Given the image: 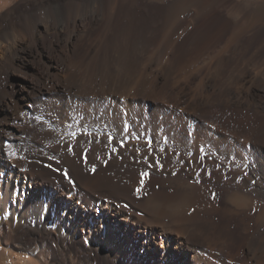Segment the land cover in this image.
I'll return each mask as SVG.
<instances>
[{
  "label": "bare ground",
  "instance_id": "1",
  "mask_svg": "<svg viewBox=\"0 0 264 264\" xmlns=\"http://www.w3.org/2000/svg\"><path fill=\"white\" fill-rule=\"evenodd\" d=\"M28 1L32 7H20L15 0L7 6L0 0V75H4L0 77V264H48L47 258L56 264L63 240L94 251L105 264H236L202 248L205 243L221 245L204 239L209 234L194 222L198 215L188 219L182 212L202 200L194 183L198 177L206 180L208 166H221L220 153L241 155L237 137L227 140L203 125L205 113L222 101L240 112L250 107L230 103L225 95L228 83L225 90L220 54L206 57L207 46L194 51V41L188 43L186 38L179 43L172 38L183 23L176 14L207 5L172 0L164 6L157 49L147 58L148 33L132 31L135 19L127 22L126 35L115 30L125 0L21 3ZM245 1L209 2L232 12L229 41L248 32L264 15V0ZM95 30L108 36L103 48L102 41L90 36ZM45 50L47 61L42 59ZM43 84H47L44 92ZM41 94L46 98L41 100ZM25 114L31 115L29 121L23 119ZM17 119L11 130L9 123ZM191 122L199 127L197 135L188 132ZM250 126L253 133L248 139L253 137L261 175L255 191H261V197L249 181L242 185L234 181L240 176L235 163H229L235 170L230 171V179L223 181L219 172L216 183L244 211L259 206L256 221L264 224V146L260 144L264 124ZM13 133V142L4 143ZM148 139L150 148L144 142ZM204 156L212 161H201ZM144 171L159 180L167 178L160 182L171 184L173 194H150L137 205L131 188L144 179ZM172 172H176L173 177ZM150 200L156 208L149 207ZM253 245L247 241L249 252L239 264H262L264 250ZM95 260L92 255V263Z\"/></svg>",
  "mask_w": 264,
  "mask_h": 264
},
{
  "label": "rangeland",
  "instance_id": "2",
  "mask_svg": "<svg viewBox=\"0 0 264 264\" xmlns=\"http://www.w3.org/2000/svg\"><path fill=\"white\" fill-rule=\"evenodd\" d=\"M15 1H16V4L19 3L20 7L22 6L26 8L27 6L28 7L33 6L32 1L23 2V3H21L23 0H18V1L15 0ZM171 1L172 0H125L123 1L124 3H122V5L120 6L121 16L120 18L119 17L117 18V22H118L117 25L119 27H117L115 30L120 31V32H122L123 30L126 35L125 28L127 26V22H130L132 19H135V21L133 20L135 24L132 25L133 26L132 31L135 30L134 28L136 29L139 28L143 30L145 29L143 33L145 32L148 33V35H146L148 36L147 37L148 47L146 48L147 50L145 51V54H146V57H147V54H150V55L152 54L151 56H154L156 49H157V46L155 45L158 43L160 39L159 33H161L160 31L161 29L160 21L162 17L161 13H163L164 8L167 7L171 3ZM201 1L199 0L200 5L203 3L202 5L205 4L207 6L201 9L199 8L197 10L195 8V9H192L182 14H176L178 16V20H180V22L183 21V23L182 22L180 23L182 27L180 25L178 26L176 35L174 33L172 38H176L178 41H180L179 43H181L186 38H187L186 42L194 41L192 42L194 51H197V48L201 49L202 46H203L202 49L206 48L207 46L208 47L207 51L205 50L204 52L206 54H204L203 56L206 55L207 57L208 55V57L212 58V56L214 55L216 56L220 54L223 57L221 62H222V71L224 72V78H223L224 87L228 83L227 85L228 90L224 92L225 95L227 96L228 100L231 101L230 103L239 102L242 106L250 105V107H247L248 108L247 111L240 112V111H236L234 107H232L228 103V101L226 102L222 101L215 106L213 105L209 107L210 108L209 112L205 113L206 119L204 120L202 119V122H204L203 125L209 128L210 131L219 132L227 140L232 141L238 138L237 141L242 146L240 149L241 155L236 154V153L235 154L233 153L231 155L220 153L219 157L222 161V164L220 166L221 168L218 166V169H217L216 167L211 166V165L209 168L208 166L206 180H204L202 177H198L197 180L195 181L197 183H194V186L200 189V193L202 194L204 199L202 198V200L199 201L197 205L189 206L187 209L184 208L185 210L182 212L183 213L185 212L184 215L188 219H195L196 215H198L199 220L195 219L194 222L198 223L199 226L205 227L207 229L206 232L208 231L207 235L209 234L208 236H204V239H207L209 241L213 240L211 242L219 243V245H221L218 247H211L209 245L210 243H207L208 246H206L207 244L205 243L203 244V246L205 247H202V245L200 244L202 248L204 249L208 248V251L211 250L212 253L219 255L220 259L225 261V263L233 262V263L239 264L243 260V254H248L249 252L248 251L249 249L247 247V241L250 244H254L253 246H256V245H259V247L262 246L264 250V238H263L264 237V224L257 222L256 216H255L259 212L260 207L258 206L256 209H252L250 211L246 209L244 211L241 205L239 204V202L233 201L231 203L229 198L231 200L232 198L226 194L227 193L226 188L222 184H219L216 182H218L219 176L221 175L219 172H221L223 176H225L223 181L230 179L229 178L230 171L235 172L234 168L232 169V167L229 166V163L231 164L235 163L233 166L237 165V167L239 168L240 176L238 177V179L237 178L234 179V181L237 184L242 185L245 181H249L248 183L251 184L253 191H255L257 184H258L257 182H259L261 179V175L259 174V165L257 164L256 156L254 154V151H255L254 144L255 143H254V140H252L253 137H251L252 136L251 134L253 132H250V131H253V129L250 125L255 124V123L264 124V15L261 17V19H259V21L255 25L252 26V28L248 32H246L240 37H236L233 40L229 41V37L232 32L231 28L234 23L232 12H226L224 9H219L217 6H214L215 4H210L209 6L210 0H201ZM4 2L7 4V6L12 4L11 3L12 0H6V1L4 0ZM245 2L249 3L250 0L249 2L248 0H246ZM115 19L116 18L114 17L113 20L115 21ZM186 21H191V23H188L189 24L188 25L185 23ZM183 25H185L186 27L185 26L183 27ZM99 27L100 25L99 26L97 25L95 28L98 29ZM188 27L190 28V30L188 29ZM185 28L188 29L189 31L186 30L185 32L184 31ZM98 31L99 30H95L91 32L90 36L93 38V40L97 39V40L102 41L101 48H103L102 45L103 46L105 45L104 43H106L108 36L106 35L107 36L106 37L104 36V34H102L101 31L100 33ZM124 33H121V36H125L123 35ZM194 34L197 36H195ZM91 37L90 39H92ZM185 45L187 44H184V47ZM42 59L47 61V51L46 50L44 52V55L42 56ZM200 63L201 61H199V63H197L196 65L197 66L201 65ZM39 72H43V68H40ZM242 72H244L247 75L245 77L244 76L237 77ZM41 76L43 77L45 76L44 72L42 73ZM0 77L1 79H3L4 75H0ZM22 77H23L22 75L20 76L13 75V78L21 79ZM31 79L33 80L32 77L29 80L33 82ZM41 80H43V78H41ZM149 81H150L149 86H151L152 79ZM246 85L248 87H246ZM46 88H47V84L45 85V87H43L44 90L42 91L44 92ZM225 90H226V87H225ZM39 97L41 100L46 98L45 94H41ZM214 103H218V101H215ZM26 108H30V107L26 106ZM145 111L147 110L145 109ZM144 113L145 115L148 114L147 112H144ZM32 115H33V112H32ZM0 117H1V113H0ZM23 119H25L26 121H29L31 119V115L25 114V116H23ZM18 120L19 119H17L14 122H11V124L9 123V128L11 130L13 129L15 130L16 128L15 125ZM6 124L8 123H5V125ZM196 124H197L196 122H191V124H189L188 132L190 136L192 134L197 135L199 133V127ZM27 125H30L29 127L32 126L31 122ZM46 125L47 126H45V130L49 131L51 128L50 123H46ZM220 129L222 130L221 132L219 131ZM238 131L239 133H237ZM16 133L21 135V132L17 131ZM16 133H13L11 135L7 134L6 136L8 137L5 138L4 143H6L7 140L13 142L11 136L16 137ZM249 134L251 135L250 138L252 141L248 139ZM73 138L76 140L75 136H73ZM110 139H112V137H110ZM144 142L147 144L148 148L151 147L150 139L146 141L144 140ZM4 143L3 145L5 146ZM260 144L264 146V140L262 141L260 140ZM119 145L123 146L124 143L120 142ZM10 147L11 146L6 147V148H10ZM163 149L164 148H160L161 151ZM176 154H178L176 156L178 159H176L175 155H173L174 158L179 163L183 161L180 158L181 154L179 152ZM85 156H86V152L81 153L82 158H85ZM226 158L229 160H227ZM208 159L209 158H206L204 156L202 157L201 161L207 163ZM211 161H212V158L209 159V162ZM102 163L106 164V161H103ZM157 163L158 165H161V161H158ZM43 165L46 168H48L49 166L47 165H50V163L46 162ZM149 168H152V167H149ZM158 168L161 169V166H159ZM12 170H14V168ZM174 174H176V172H172L171 176L173 177ZM142 176L144 177V179H141V181L139 179V181H137L136 184L132 186L131 188L132 189L131 194L134 196V197L132 196V198L134 199L133 201L135 203L137 202L136 203L137 205L140 199L142 200L144 198H147L148 195L150 196V194L151 195L158 194L159 196L160 192H163V191L164 192L166 191V193L168 194H173L174 187L171 186V184L170 185L169 183L161 184L162 181L166 182L167 178H162L161 180H159L157 176L150 174L149 171H144ZM142 176L140 178H142ZM213 180L214 181L216 180V181L214 182ZM254 194L257 195V198L261 197V191H255ZM152 201L150 200L149 207L156 208V204H154V202ZM235 203H238V204H235ZM124 206L126 209L127 208H129L130 210L132 209L131 206L130 207L127 205H124ZM139 209L141 208H138V210ZM141 213L143 215H146L143 209ZM182 227L183 226L181 225V228ZM224 238H226L227 241L226 240L223 241ZM59 248H58L59 249V256H58L59 259L57 258L56 264H71V263L72 264H90V262L91 264H105L98 254L94 253V251H86L85 248H82L78 243H69L67 240H63ZM257 251L256 253H258ZM92 255L96 256V260L94 261V263H92L91 261ZM262 256H263L262 261H264V255ZM262 261H260V263L263 264L264 262ZM52 262L53 260L51 258H47L48 264Z\"/></svg>",
  "mask_w": 264,
  "mask_h": 264
}]
</instances>
